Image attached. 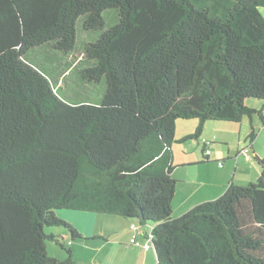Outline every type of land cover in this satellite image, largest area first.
Segmentation results:
<instances>
[{
    "label": "trees",
    "instance_id": "1",
    "mask_svg": "<svg viewBox=\"0 0 264 264\" xmlns=\"http://www.w3.org/2000/svg\"><path fill=\"white\" fill-rule=\"evenodd\" d=\"M262 9L0 0V264H74L84 236L64 210L127 221L130 245L144 232L157 264H264V157L255 182L181 215L172 205L177 122L195 123L192 140L214 121L264 124ZM36 49L47 71L29 61ZM73 72L84 87L103 83L95 104L62 97Z\"/></svg>",
    "mask_w": 264,
    "mask_h": 264
},
{
    "label": "crops",
    "instance_id": "2",
    "mask_svg": "<svg viewBox=\"0 0 264 264\" xmlns=\"http://www.w3.org/2000/svg\"><path fill=\"white\" fill-rule=\"evenodd\" d=\"M261 13L264 16V11ZM252 118H244L239 124L240 126L235 127L237 131H234V139H237L239 148L242 149L241 146L244 144L248 152L249 148H252L254 152L256 149H264L263 136L259 138L257 135L252 142L249 138L252 132L256 133ZM212 123L205 125L204 131L198 139L197 144L201 145L199 152L190 151V148L184 149L179 152L181 155L179 158L175 152V147L180 145L172 146L174 165L172 174L176 179L174 200L177 199L174 211L178 213L177 215H181L199 203L218 198L231 183L245 185L255 182L260 176V173L257 175L254 165L246 160L243 155H240V149L231 153L233 141L228 137L225 139L224 136H227V133H214L215 139L208 137L206 128ZM208 138L212 142L221 141L219 143L221 147H216L214 150L209 149L208 146L204 148ZM187 145L189 144H185V146ZM204 149L210 152L207 163L203 159ZM259 156H263V152L258 151L257 160L261 159L258 158ZM177 157L178 162H175ZM218 163H222V166ZM103 224L109 226L107 232L100 230L99 233L91 237L83 235L84 239L73 243L74 264H157L156 255L152 249L145 250L130 245L131 236L134 234L130 229V223L113 216L112 222ZM145 233L147 232L145 231ZM138 241L145 242L144 232L139 234Z\"/></svg>",
    "mask_w": 264,
    "mask_h": 264
},
{
    "label": "rangeland",
    "instance_id": "3",
    "mask_svg": "<svg viewBox=\"0 0 264 264\" xmlns=\"http://www.w3.org/2000/svg\"><path fill=\"white\" fill-rule=\"evenodd\" d=\"M260 11H264V9ZM113 12L114 11L105 12L103 14L104 19H106L107 16ZM105 22L107 23L106 20ZM80 33L82 34V31ZM44 51L45 50H42V49L32 50L28 53L27 57L29 61L37 65V67H39L40 70L47 71V64L43 60V58L47 56L48 53L47 52L45 53ZM51 74L53 77L54 76L53 73ZM104 90H105V86L103 85V83L93 85L91 87H84L81 84L76 73L73 72L71 77L69 78V81L64 86L62 85L60 93L62 97L66 101H69V102H72V101L80 102L83 100V101H86L87 103L95 104L102 97ZM259 107L260 106H258L257 109H259ZM252 119L254 122L253 127L256 129L255 136L258 135L259 138H261L262 136L264 137V124L261 122L258 115H254ZM238 126L240 125H234L231 123H227L225 121L213 122L212 124H209L208 127L206 128V133H208V137H214L213 139H215L214 133L215 134L216 133L217 134L227 133V136H224V137H226L225 139L231 138V140L233 141V147H232L231 153H235L236 150L240 149L237 143V139L236 138L234 139V131L235 132L237 131V128L235 127H238ZM241 127L243 128V126ZM195 129H196L195 123L191 122V120L177 122L176 131H175V142L172 144V146L180 145L179 147H175V152L177 153V155H179V152L183 151L184 149H189V148H190V151H194L195 153L199 152V150L201 149V145L197 144L199 140L198 139L192 140L190 138H186L187 136L190 135L191 131L193 130L194 132ZM211 142L212 141H210L209 138L208 140L205 141V144H209L208 146L209 149L214 150V148L216 147H221V145L219 144L221 141L217 140L215 142H212V143ZM185 144H189V145L185 146ZM241 147L242 149H240L239 152H240V155H243L242 151L246 148L244 147V144H242ZM258 151L261 153L263 152V156H259L258 158H263L264 149L263 150L256 149V151L254 152L252 148H249V152L247 151L246 156L243 155V157L246 160H249L251 164L254 165V167L257 170V175H259L260 173V166L257 160ZM180 157L181 155H179V158ZM175 162H178V157ZM172 205L173 207L177 205V199L172 202ZM61 216L65 220L71 222V224L75 228H77L83 235L88 236V237L96 235L97 233L100 232V230H102L103 232H107V230H109V226L107 227L103 223L112 222V219H113V216L110 217L108 215L85 214V213H79V212L67 211V210L62 211ZM62 230L64 229L55 228L54 233L59 234ZM61 234H64V231ZM48 244H54V243H48ZM48 248H49L48 250L50 251L49 255L51 256L58 255V252H57L58 250L56 249L54 245H50Z\"/></svg>",
    "mask_w": 264,
    "mask_h": 264
},
{
    "label": "clouds",
    "instance_id": "4",
    "mask_svg": "<svg viewBox=\"0 0 264 264\" xmlns=\"http://www.w3.org/2000/svg\"><path fill=\"white\" fill-rule=\"evenodd\" d=\"M207 146H209V144H205V145H204V148H207ZM242 152H243L242 154L246 156L247 149H244ZM209 153H210V152H209V150H207V149H205V150L203 151V155H209ZM218 164H219L220 166H222V163H218ZM137 243H138V244H137ZM135 246H136V247H140V248L145 249V250H150V249H152L153 252H154V249H153V247H152L151 241L149 242L148 239H146V238H145V242H144V243H142V242H140V241L137 240ZM145 246H148V248H145ZM154 254H155V253H154Z\"/></svg>",
    "mask_w": 264,
    "mask_h": 264
},
{
    "label": "built area",
    "instance_id": "5",
    "mask_svg": "<svg viewBox=\"0 0 264 264\" xmlns=\"http://www.w3.org/2000/svg\"><path fill=\"white\" fill-rule=\"evenodd\" d=\"M131 242H134V240H131ZM138 244V243H137ZM145 248H148V246H145Z\"/></svg>",
    "mask_w": 264,
    "mask_h": 264
}]
</instances>
